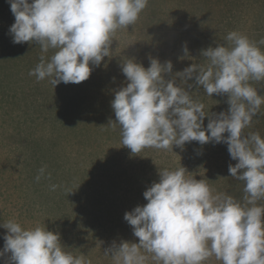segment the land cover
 Returning a JSON list of instances; mask_svg holds the SVG:
<instances>
[{"label":"rangeland","instance_id":"1","mask_svg":"<svg viewBox=\"0 0 264 264\" xmlns=\"http://www.w3.org/2000/svg\"><path fill=\"white\" fill-rule=\"evenodd\" d=\"M14 20L9 0H0V224L10 219L25 228L45 224L60 233L61 244L74 254H85L92 264H114L104 250L113 241L138 242L124 214L147 203L143 193L159 180V168L182 165L217 192L243 202L245 185L230 176L229 165L237 161L227 144L191 141L183 148H145L133 154L122 145L120 126L109 124L116 121L111 101L128 83L121 70L127 58L145 68L152 58L171 61L172 72L166 74L171 79L192 63L207 66L202 50L227 44L231 31L257 42L264 39V0H149L134 26L117 31L111 56L100 66L90 65L87 80L55 87L29 75L41 49L35 42H12ZM259 47L264 51V45ZM250 83L264 94V81ZM189 84L190 95L205 105L206 114L228 109L227 94L208 96L194 77L183 86ZM251 132L264 138V104L244 130L245 135ZM43 165L46 173L37 181ZM52 184L59 187L53 191ZM258 204L264 205V199ZM6 233L0 227V249ZM204 264L222 262L213 256Z\"/></svg>","mask_w":264,"mask_h":264},{"label":"clouds","instance_id":"2","mask_svg":"<svg viewBox=\"0 0 264 264\" xmlns=\"http://www.w3.org/2000/svg\"><path fill=\"white\" fill-rule=\"evenodd\" d=\"M15 20L9 27L14 44L35 42L39 63L29 71L37 81L79 84L92 67L111 56L116 33L134 26L149 0H9ZM227 44L202 50L207 66L192 63L171 79V61L152 58L145 68L135 58L123 60L128 83L115 91L111 107L120 126L122 145L133 154L145 148H183L186 142L225 143L231 159L230 176L244 182L243 202L217 192L205 179H196L180 166L159 168V180L143 193L144 205L124 214L138 242L113 241L104 250L114 264H204L215 257L222 264H264V138L247 135L260 114L264 94L250 82L264 81V39L253 41L231 31ZM50 49L54 54L46 57ZM185 53L187 49L185 48ZM177 77L180 83H176ZM194 83L212 96L227 94L226 111L206 114L205 105L190 95ZM209 117L207 126L204 119ZM228 133L225 136V133ZM43 165L35 177L45 175ZM50 176V174H48ZM55 191L59 185L52 184ZM7 229L0 258L4 264H92L60 242V233L45 226L25 228L15 219L0 224Z\"/></svg>","mask_w":264,"mask_h":264}]
</instances>
